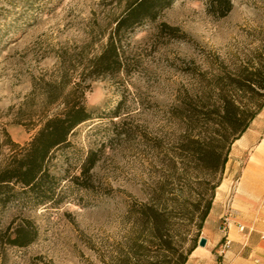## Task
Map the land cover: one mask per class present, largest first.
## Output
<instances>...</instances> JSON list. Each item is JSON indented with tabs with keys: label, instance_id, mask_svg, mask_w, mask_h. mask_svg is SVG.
<instances>
[{
	"label": "rangeland",
	"instance_id": "obj_1",
	"mask_svg": "<svg viewBox=\"0 0 264 264\" xmlns=\"http://www.w3.org/2000/svg\"><path fill=\"white\" fill-rule=\"evenodd\" d=\"M128 1L0 0V165L6 133L28 142L75 84L92 113L50 160L61 202L0 205V264H112L131 246L186 262L223 180L232 206L250 150L235 153L222 115L263 100L247 82L264 84V0H231L223 16L209 0H173L123 35L122 68L97 73ZM263 109L246 132L264 135ZM208 152L227 154L223 171L201 160ZM25 222L35 239L10 244Z\"/></svg>",
	"mask_w": 264,
	"mask_h": 264
},
{
	"label": "trees",
	"instance_id": "obj_2",
	"mask_svg": "<svg viewBox=\"0 0 264 264\" xmlns=\"http://www.w3.org/2000/svg\"><path fill=\"white\" fill-rule=\"evenodd\" d=\"M173 0H130L124 10L115 20V25L110 32L108 43L101 54L95 59L94 71L115 72L122 68L120 60L122 37L127 31H131L143 20H155L160 12L172 4ZM208 9L216 16L225 15L232 7L231 0H209ZM168 29L169 26L163 24ZM261 91L262 102L256 105L253 111L246 107L240 108L231 102L224 108L222 124L225 130L236 132L233 141L239 138L253 120L256 114L264 106V84L250 82ZM75 84L65 94L62 111L44 118L40 127L32 138L24 144L12 141L6 133L9 152L4 162L0 165V205L12 201H24L33 205H56L62 200L60 192V179L50 170V160L56 149L68 144V137L72 131L82 122L92 118V113L83 102V91L77 94ZM73 98H69L71 95ZM233 108V109H232ZM212 170L223 171L227 162V154L220 160L214 152L205 153L201 157ZM88 167L94 164V159L87 158ZM204 217L209 212V206ZM36 229L30 222L15 226L12 236L7 240L12 245L26 246L36 237ZM193 248V246H192ZM191 248V249H192ZM190 249V251H191ZM136 250L131 246L123 257L117 258L112 264H159L156 259L141 258L136 256ZM182 260H171L168 264H184Z\"/></svg>",
	"mask_w": 264,
	"mask_h": 264
},
{
	"label": "crops",
	"instance_id": "obj_3",
	"mask_svg": "<svg viewBox=\"0 0 264 264\" xmlns=\"http://www.w3.org/2000/svg\"><path fill=\"white\" fill-rule=\"evenodd\" d=\"M264 110V109H263ZM264 113V111H263ZM235 153L250 150V159L237 181L231 206L227 247L221 252L223 235L220 232L221 215L226 206L223 180L209 210L202 236L204 246H193L185 264H262L264 259V135L244 132L233 143ZM230 188V187H229ZM238 225L245 229L239 230ZM258 260V261H257Z\"/></svg>",
	"mask_w": 264,
	"mask_h": 264
},
{
	"label": "built area",
	"instance_id": "obj_4",
	"mask_svg": "<svg viewBox=\"0 0 264 264\" xmlns=\"http://www.w3.org/2000/svg\"><path fill=\"white\" fill-rule=\"evenodd\" d=\"M231 206L229 204H226L225 208H224V212L221 215L220 219V232L223 235V241H222V245H221V252L227 247L228 245V240H227V234H228V230H229V226L231 224ZM239 230L243 231L245 229V227L243 225H238ZM258 261V260H257ZM262 264H264V259Z\"/></svg>",
	"mask_w": 264,
	"mask_h": 264
},
{
	"label": "water",
	"instance_id": "obj_5",
	"mask_svg": "<svg viewBox=\"0 0 264 264\" xmlns=\"http://www.w3.org/2000/svg\"><path fill=\"white\" fill-rule=\"evenodd\" d=\"M205 243H206V239H205L204 237H201V238L199 239L198 244H199L200 246H204Z\"/></svg>",
	"mask_w": 264,
	"mask_h": 264
}]
</instances>
